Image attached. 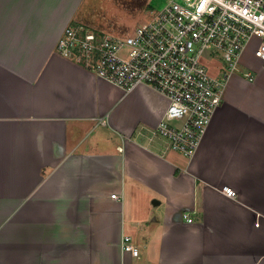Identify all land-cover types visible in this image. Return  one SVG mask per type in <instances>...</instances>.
Segmentation results:
<instances>
[{
  "label": "crops",
  "instance_id": "1",
  "mask_svg": "<svg viewBox=\"0 0 264 264\" xmlns=\"http://www.w3.org/2000/svg\"><path fill=\"white\" fill-rule=\"evenodd\" d=\"M87 11L0 0V264H264V64L242 58L191 159L158 154L136 134L165 97L55 51Z\"/></svg>",
  "mask_w": 264,
  "mask_h": 264
},
{
  "label": "built area",
  "instance_id": "2",
  "mask_svg": "<svg viewBox=\"0 0 264 264\" xmlns=\"http://www.w3.org/2000/svg\"><path fill=\"white\" fill-rule=\"evenodd\" d=\"M163 1L125 41L71 23L55 51L125 92L145 85L165 97L168 105L159 123L140 128L136 136L146 140V147H158V154L171 151L191 159L222 103L229 77L238 73L254 80L247 67L242 69L246 49L252 47L264 64V0ZM205 52L221 57L224 69L218 77L201 63ZM222 190L235 196L232 188ZM184 218L191 222L188 214ZM121 248L138 256L128 236Z\"/></svg>",
  "mask_w": 264,
  "mask_h": 264
},
{
  "label": "rangeland",
  "instance_id": "3",
  "mask_svg": "<svg viewBox=\"0 0 264 264\" xmlns=\"http://www.w3.org/2000/svg\"><path fill=\"white\" fill-rule=\"evenodd\" d=\"M163 5V0H86L88 18L84 22L99 33L125 41ZM253 57V48L248 47L243 62L251 67L252 62L257 59ZM201 63L212 76L218 77L224 69L221 57L214 53L205 52Z\"/></svg>",
  "mask_w": 264,
  "mask_h": 264
}]
</instances>
